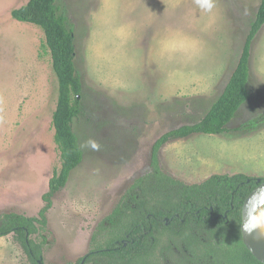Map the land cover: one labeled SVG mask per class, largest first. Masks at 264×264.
I'll list each match as a JSON object with an SVG mask.
<instances>
[{"label":"rangeland","instance_id":"rangeland-1","mask_svg":"<svg viewBox=\"0 0 264 264\" xmlns=\"http://www.w3.org/2000/svg\"><path fill=\"white\" fill-rule=\"evenodd\" d=\"M28 0H0V215H39L60 153L53 113L58 81L43 29L14 19ZM74 30L83 112L74 119L84 158L52 197L33 238L44 264H77L93 234L134 180L151 172L164 132L205 115L241 55L260 0H58ZM250 96L221 134L166 143L163 171L187 184L213 174L264 177V26L252 43ZM94 139L99 150L83 148ZM101 238L99 241H103ZM0 264H30L13 233L0 237Z\"/></svg>","mask_w":264,"mask_h":264},{"label":"trees","instance_id":"trees-1","mask_svg":"<svg viewBox=\"0 0 264 264\" xmlns=\"http://www.w3.org/2000/svg\"><path fill=\"white\" fill-rule=\"evenodd\" d=\"M14 19L34 23L45 34L58 96L52 123L60 166L54 169L45 205L38 216L0 215V237L13 233L30 264H44L43 245L33 235L47 224L52 197L64 188L71 172L84 158L74 119L82 114L83 84L76 66L74 30L58 0H28L11 11ZM264 26V0L243 45L239 60L222 93L199 120L164 132L151 150L148 174L134 180L110 215L93 234V249L84 264H264L246 247L241 224L246 197L264 177L245 173L213 174L200 183L187 184L162 170L160 149L168 142L195 133L221 134L249 99L252 43ZM264 112L238 129H255ZM103 241H99L101 238ZM80 260L77 264H81Z\"/></svg>","mask_w":264,"mask_h":264},{"label":"water","instance_id":"water-1","mask_svg":"<svg viewBox=\"0 0 264 264\" xmlns=\"http://www.w3.org/2000/svg\"><path fill=\"white\" fill-rule=\"evenodd\" d=\"M263 199L264 180L259 179V184L249 193L244 201L242 209L241 231L246 247L258 260L264 263V244L258 240L254 232V228L249 230V228L246 227V224L248 223L250 218L254 216Z\"/></svg>","mask_w":264,"mask_h":264},{"label":"clouds","instance_id":"clouds-1","mask_svg":"<svg viewBox=\"0 0 264 264\" xmlns=\"http://www.w3.org/2000/svg\"><path fill=\"white\" fill-rule=\"evenodd\" d=\"M198 7L204 12H211L214 8V0H195ZM83 148H91L92 150H99L100 145L94 139H89L82 144ZM258 225H264V211H261L258 216L251 217L246 227L251 230Z\"/></svg>","mask_w":264,"mask_h":264},{"label":"bare ground","instance_id":"bare-ground-1","mask_svg":"<svg viewBox=\"0 0 264 264\" xmlns=\"http://www.w3.org/2000/svg\"><path fill=\"white\" fill-rule=\"evenodd\" d=\"M261 211H264V199L260 203L258 210L255 212L254 216H258ZM253 216V217H254ZM254 232L258 240L264 244V225H258L254 228Z\"/></svg>","mask_w":264,"mask_h":264},{"label":"flooded vegetation","instance_id":"flooded-vegetation-1","mask_svg":"<svg viewBox=\"0 0 264 264\" xmlns=\"http://www.w3.org/2000/svg\"><path fill=\"white\" fill-rule=\"evenodd\" d=\"M91 251H92V250H91ZM91 251H89L87 254H85V255L83 256V258L81 259V260H82V261H81V264H84V263H85L86 258H87V256L89 255V253H90Z\"/></svg>","mask_w":264,"mask_h":264}]
</instances>
